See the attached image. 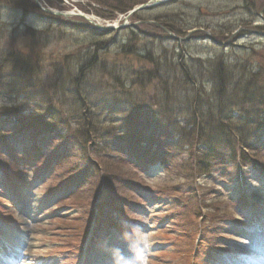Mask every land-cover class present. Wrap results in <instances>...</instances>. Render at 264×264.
Returning a JSON list of instances; mask_svg holds the SVG:
<instances>
[{"label": "rangeland", "instance_id": "rangeland-1", "mask_svg": "<svg viewBox=\"0 0 264 264\" xmlns=\"http://www.w3.org/2000/svg\"><path fill=\"white\" fill-rule=\"evenodd\" d=\"M1 1L4 0H0V56L8 50H24L29 38L21 36L19 31L14 32V28L21 27L18 17H15L17 7L6 6ZM252 1L254 10L249 9L244 0H173L171 5L143 11V17L147 20L169 16L178 20L182 17L189 24L206 25L204 29L199 28L204 33L196 31L182 41V47L172 39H166L163 46L159 42L154 43L155 53L161 55L165 50L169 58L178 62L180 54L185 51V59L190 63L199 60L202 66H208L212 64L208 62L212 58H221L232 68L238 65L246 76L250 71H256L259 81L257 92L261 93L264 92V36L244 30V26L264 33V0ZM41 2L46 9L72 13L61 22L56 20L58 23L51 26L41 21L28 23V26L38 29L36 35L48 39L53 53L62 54L92 43L111 50V63L123 72L122 78L127 81L117 83L114 77L104 75V85L98 86L96 91L98 98H102L99 102L105 100V103L102 109L99 103L98 110L114 121L117 119L118 125L125 120L127 125H134L139 129L136 132L138 138L125 141L124 138L114 137V140L128 146L133 157L129 159L124 155L126 163L118 162L117 169L109 173L112 176L105 172L104 177L109 179H105V183L111 189L102 196L103 180L99 182L100 190L83 187L77 191L78 182L73 180L58 185V176L52 172L54 163L48 158L59 150L60 142L53 141L49 133L27 135L23 130L14 132L11 129L14 133L8 137L19 153L12 160L16 169L11 173L20 179L14 178L15 181L7 183L0 172V264H108L101 245L105 241H116L123 219L147 222L145 227L154 240L149 264H264L263 170L254 168L249 160L245 173L237 174L233 169L237 168L235 164L227 169L220 163L212 168L214 176L204 185H199L196 196L192 197V193L184 188L185 184L179 185L183 182L179 163L170 165L166 152L178 151L187 142L182 132L187 128L188 106L192 105H184L178 100L171 108L154 101L151 97L154 91H158V86L150 85L142 90L133 87L130 82L145 69V65L132 59L128 63L133 69L130 73V70H124L117 56V49L128 42L125 29L141 26V30H155L143 27L132 17L114 15L116 3L111 1ZM81 16L101 25L129 23L132 26L117 32H105L86 26L90 23ZM77 22L86 28L74 26ZM206 33L214 40L228 41V44H215L205 37ZM206 68L193 78L196 77L201 91L211 92L213 83ZM239 69L233 68L235 75L240 74ZM9 82L13 81L9 79L0 83V105L19 106L20 101L13 97L19 89V82H16V87ZM40 82L44 91L27 90L28 101L41 103L43 92L45 96L47 90L50 92L46 75ZM195 87L183 82L170 89L192 94ZM71 105L67 102L65 109L70 110ZM251 106L256 105L247 108ZM21 107L25 110L30 108L29 104ZM126 108L131 112L129 116L128 111L124 112ZM243 112L252 115V118L262 115L256 109L253 114L246 110ZM142 122L147 123V128ZM11 124L14 123L6 124L5 132L14 126ZM153 125L157 127L153 129ZM145 129L147 133H141ZM261 144L264 145V137ZM0 147L2 152H8L2 144ZM210 148L220 152L224 150V147L214 145ZM257 156L264 163V151L258 152ZM153 166L158 169L152 170ZM96 175L100 176L99 172ZM205 180L203 178L202 181ZM85 185L87 188L92 186L91 183ZM197 197L205 199V204H214L212 208L215 210L201 207L197 216L198 211L191 209L189 203L190 199ZM91 227H94L92 233L89 232Z\"/></svg>", "mask_w": 264, "mask_h": 264}, {"label": "trees", "instance_id": "trees-1", "mask_svg": "<svg viewBox=\"0 0 264 264\" xmlns=\"http://www.w3.org/2000/svg\"><path fill=\"white\" fill-rule=\"evenodd\" d=\"M106 1L116 3L113 9L116 15L127 13L148 0ZM244 1L249 9H255L252 0ZM1 2L5 3L4 5H10L9 7H17L15 9L18 12L15 17H18V25L21 27L14 28V32L19 31L21 36H29V38L24 50L23 48L8 50V53L0 56V83L11 79L13 82L9 83L12 87H16L18 81L19 89L13 97L20 101L19 106L0 105V144L8 150L7 153L2 152L0 147V171L9 179L17 178L11 171L16 169L12 160L19 153L8 136L14 133L11 129L14 130L17 125H20L16 129L24 130L31 135L49 133L53 141L60 142L59 150L48 158H52L55 162L52 172L58 176L56 177L58 185L73 180L78 182L77 191H81L83 187L87 190H100L99 182L103 180L105 183V179L109 180L104 177L105 172L109 174L115 171L118 162L126 163L124 155H127L129 159L131 156L128 146L114 140V137L124 138L125 141L137 139L136 132L139 129L134 125L132 127L127 125L126 120L118 125L117 119L114 121L100 112L98 105L100 103L101 108L105 100L99 102L102 98H98L96 90L98 86L104 85V75L114 77L117 83L121 84L127 79H123V72L117 70L111 63V50L105 46L96 47V44L92 43L87 47H77L73 51L69 50L62 54L53 53L49 49L48 39L36 35L38 29L28 26V23L41 21L51 26L63 21V18L42 11L34 0ZM172 2L173 0H169L156 7L171 5ZM143 11L135 12L132 18L134 21H140L143 27L155 31L141 30V26L125 29L128 42L120 46L116 53L121 59L124 70H130V73L133 69L128 63H131L132 59L135 58L145 65V69L135 75L131 81L128 80L132 82L133 87L137 86L143 90L150 85L158 86V91H154L151 98L164 106L168 105L172 108L178 100L184 105L188 103L192 105L188 106L187 128L182 132L185 133L187 142L178 151H166L170 165L173 162V166L179 163L178 168L180 172H183V182L181 181L179 185L185 184L184 188L192 193V197L196 196L198 186L204 185L214 176L212 168L220 163L226 165L227 169L235 164L237 166L233 168L235 172L243 174L246 163L250 160L254 168L260 167L264 172L263 160L257 156L258 152L264 151V145L261 144L264 137V92H257L258 73L250 71L246 76L238 65H234V69L241 71L239 75H235L233 68L221 58H212L208 61L212 64L208 66H202L199 60L190 63L185 59V51L180 54L178 62L174 58H169L165 50L161 55L156 54L154 43L159 42V45L163 46L166 39H172L179 47L183 45L182 41L170 37L163 27L178 36H185L191 29H204L206 25L189 24L185 18L176 20L174 16L147 20L143 17ZM39 16L46 19L41 20ZM244 27L248 28V26ZM198 33L204 32L198 31ZM35 47L38 49L34 50ZM205 68L212 79L211 92L201 91L195 80L196 77L193 78ZM43 75L47 76L50 92L47 90L46 96L43 92V99L39 101L41 103L28 101L27 90H43V83L40 82ZM183 82L197 86L192 90V94H183L181 91L170 89ZM67 102L72 104L70 110L65 109ZM27 104L30 106L29 109L25 110L21 107ZM252 104L256 105L254 106L256 111L261 112L262 115L252 118V115L243 112L246 110L252 114L255 113L254 107L247 108ZM126 111L129 116L131 112L128 108L124 110ZM13 121H15V124H12L13 128H8V132H5L6 124ZM136 123L139 122L136 121ZM144 126L147 128V123ZM155 127L157 125H153V129ZM141 133H147L146 129ZM144 141L145 139L142 140ZM214 141L219 143L215 144ZM212 145L224 147L223 152L211 149ZM98 172L100 176L96 175ZM203 178L207 180L202 181ZM87 183L92 184L91 188L86 187ZM110 189V186L105 183L102 187V196ZM189 203L192 205L191 209L198 211L197 216L201 207L215 210L212 208L214 204H205L206 200L202 197L190 199Z\"/></svg>", "mask_w": 264, "mask_h": 264}, {"label": "clouds", "instance_id": "clouds-1", "mask_svg": "<svg viewBox=\"0 0 264 264\" xmlns=\"http://www.w3.org/2000/svg\"><path fill=\"white\" fill-rule=\"evenodd\" d=\"M146 223L121 220L116 241H105L101 245L108 264H149L154 240L145 227Z\"/></svg>", "mask_w": 264, "mask_h": 264}, {"label": "water", "instance_id": "water-1", "mask_svg": "<svg viewBox=\"0 0 264 264\" xmlns=\"http://www.w3.org/2000/svg\"><path fill=\"white\" fill-rule=\"evenodd\" d=\"M164 1H167V0H149L147 3L142 4V5L138 6L137 8L133 9L131 13H133V12H135V11H137V10L146 9V8H148V7H151V6H154V5L160 4V3L164 2ZM46 11H48V12H50V13L57 14V15H62V14H63V13H61V12H54V11H52V10H46ZM65 15H67V14H65ZM89 21H90L91 23H94V22L91 21L90 19H89ZM93 27L98 28V29H101V30H106V31L114 30V29L116 28V27H114V26L101 25V24H99V23H94V26H93ZM254 32L259 33V34H261V35L264 36V33H261V32H258V31H254ZM170 35H171L172 37L176 38V39H182V38L177 37L176 35H174V34H172V33H170ZM208 36H209L212 40H214L213 37H211L210 34H209ZM215 42H217V41H215Z\"/></svg>", "mask_w": 264, "mask_h": 264}]
</instances>
